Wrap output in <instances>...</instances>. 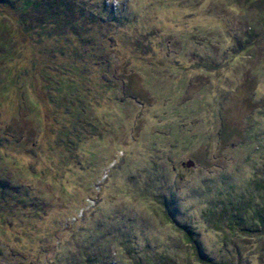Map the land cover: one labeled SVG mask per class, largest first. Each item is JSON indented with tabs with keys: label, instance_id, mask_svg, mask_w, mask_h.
Masks as SVG:
<instances>
[{
	"label": "rangeland",
	"instance_id": "374dc122",
	"mask_svg": "<svg viewBox=\"0 0 264 264\" xmlns=\"http://www.w3.org/2000/svg\"><path fill=\"white\" fill-rule=\"evenodd\" d=\"M257 209L264 0H0V264H264Z\"/></svg>",
	"mask_w": 264,
	"mask_h": 264
},
{
	"label": "trees",
	"instance_id": "16d2710c",
	"mask_svg": "<svg viewBox=\"0 0 264 264\" xmlns=\"http://www.w3.org/2000/svg\"><path fill=\"white\" fill-rule=\"evenodd\" d=\"M29 5H31V2H27V3H25L24 7H28ZM58 14H59V13H58ZM59 15H60V14H59ZM55 17H56V14H55V16L53 17V19H55ZM56 18H58V17H56ZM8 41L11 42L12 39L10 38ZM6 48H7V47H6ZM252 217H253V221L255 222L258 231H262V230H264V215L261 214V213L259 212V210L257 209V210L254 211V214H252ZM184 235L188 238V241H189L191 244H193V238H192L191 232L188 231V230H184ZM258 236H260V235H258ZM260 238H263V237L260 236ZM191 246H192V245H191Z\"/></svg>",
	"mask_w": 264,
	"mask_h": 264
},
{
	"label": "water",
	"instance_id": "95a60500",
	"mask_svg": "<svg viewBox=\"0 0 264 264\" xmlns=\"http://www.w3.org/2000/svg\"><path fill=\"white\" fill-rule=\"evenodd\" d=\"M193 163L192 162H190V163H187L186 165H192Z\"/></svg>",
	"mask_w": 264,
	"mask_h": 264
}]
</instances>
